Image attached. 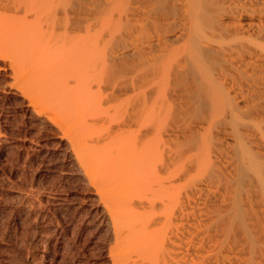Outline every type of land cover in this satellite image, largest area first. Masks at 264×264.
I'll list each match as a JSON object with an SVG mask.
<instances>
[{
    "label": "bare ground",
    "instance_id": "1",
    "mask_svg": "<svg viewBox=\"0 0 264 264\" xmlns=\"http://www.w3.org/2000/svg\"><path fill=\"white\" fill-rule=\"evenodd\" d=\"M1 78L101 264H264V0H0Z\"/></svg>",
    "mask_w": 264,
    "mask_h": 264
},
{
    "label": "rangeland",
    "instance_id": "2",
    "mask_svg": "<svg viewBox=\"0 0 264 264\" xmlns=\"http://www.w3.org/2000/svg\"><path fill=\"white\" fill-rule=\"evenodd\" d=\"M2 79L4 78L0 82ZM5 79L4 84L8 81L11 83L9 78ZM3 83L0 84V264H101L96 248L101 247L98 241L102 243L109 240V236H105L108 234V226H100L97 231L92 230L91 235V229H81L79 220L72 215L73 205L78 207L80 197L87 195L82 190L86 187V181L82 179V174L76 173L79 169L70 159L69 152L66 153L67 156L69 154L67 157L62 147L55 145L61 142L52 140L42 130V119L27 120L21 116L20 108L16 104L20 99H15L9 93L11 90L7 85L3 88ZM64 148H67L65 144ZM44 151L52 153L51 160L55 162L52 170L48 171L45 166ZM62 152L65 159L61 158ZM47 189L49 192H46ZM55 191L58 193L55 199H59L60 194V199L64 201H55L52 198L54 196L51 194ZM38 201H42V206L37 205ZM83 208L91 211L89 207L82 206ZM89 231L90 235L87 233Z\"/></svg>",
    "mask_w": 264,
    "mask_h": 264
}]
</instances>
